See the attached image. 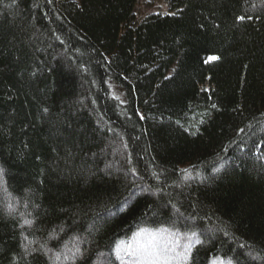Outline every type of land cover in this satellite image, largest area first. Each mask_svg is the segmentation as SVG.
Wrapping results in <instances>:
<instances>
[{
	"label": "trees",
	"instance_id": "1",
	"mask_svg": "<svg viewBox=\"0 0 264 264\" xmlns=\"http://www.w3.org/2000/svg\"><path fill=\"white\" fill-rule=\"evenodd\" d=\"M138 2L0 0V264H264V0Z\"/></svg>",
	"mask_w": 264,
	"mask_h": 264
},
{
	"label": "snow or ice",
	"instance_id": "2",
	"mask_svg": "<svg viewBox=\"0 0 264 264\" xmlns=\"http://www.w3.org/2000/svg\"><path fill=\"white\" fill-rule=\"evenodd\" d=\"M244 19V17H240ZM210 59L215 60L217 57H211ZM215 107V105H213ZM2 169H0V174H2ZM25 223H31L30 221H25ZM166 231V230H162ZM144 234V240L137 246H129L126 250V254L134 258L136 264H186L190 253L192 245H187L184 247L183 251H177L179 245L173 246L171 243H162L156 238L152 233L146 230H141ZM193 235H196L193 233ZM119 246L117 248V257H119ZM223 264V261L221 262ZM227 264H231V261H227Z\"/></svg>",
	"mask_w": 264,
	"mask_h": 264
},
{
	"label": "rangeland",
	"instance_id": "3",
	"mask_svg": "<svg viewBox=\"0 0 264 264\" xmlns=\"http://www.w3.org/2000/svg\"><path fill=\"white\" fill-rule=\"evenodd\" d=\"M174 17V12L170 6L169 0H139L136 9L133 13L130 25L127 27L128 30H132L133 26L138 25L143 19H156V20H167ZM168 26H171L170 24ZM114 95L118 98L122 97L120 91L111 85ZM141 237H138L133 241L132 247L137 246L140 242ZM129 249V247H128ZM128 257V255H127Z\"/></svg>",
	"mask_w": 264,
	"mask_h": 264
}]
</instances>
